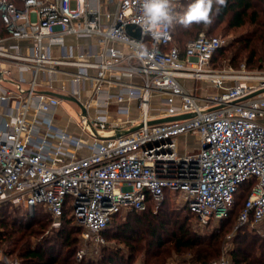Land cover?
Listing matches in <instances>:
<instances>
[{"label": "built area", "instance_id": "2783aa9c", "mask_svg": "<svg viewBox=\"0 0 264 264\" xmlns=\"http://www.w3.org/2000/svg\"><path fill=\"white\" fill-rule=\"evenodd\" d=\"M141 16V0H0V205L42 207L56 228L67 210L83 228L81 258L108 243L117 214L180 192L206 226L246 184L235 229L264 236V70L221 66L226 40L206 31L182 48L174 22L154 40ZM66 101L80 107L74 130L55 119ZM187 133L198 146L180 153ZM0 264L18 262L0 246ZM200 264L239 263L223 254Z\"/></svg>", "mask_w": 264, "mask_h": 264}, {"label": "trees", "instance_id": "16d2710c", "mask_svg": "<svg viewBox=\"0 0 264 264\" xmlns=\"http://www.w3.org/2000/svg\"><path fill=\"white\" fill-rule=\"evenodd\" d=\"M254 7V0H226V6L223 7L214 4L212 23L209 25L215 26L214 18L222 21L227 16H230L228 21L229 26H242L250 15V10ZM217 8H219V11H217ZM253 22H258V27L252 32L242 35V37L238 39L240 45L238 53L246 52V57L250 63L255 62L257 55L260 54L261 51L264 52V21L258 20V16L255 14ZM192 25L196 28H200L204 24ZM198 34L194 37H197ZM173 35L175 38L174 30ZM188 40L183 43L177 42L184 48ZM224 49L225 46L218 51L217 60L222 57ZM240 189V192L236 195V201L230 214L220 220L222 225L215 227L206 234L192 230L187 221L190 220L191 217H195L187 206H183V211H185L184 217L180 216V218L176 220L179 225L173 232V248L177 250H191L196 259L203 260L204 262L211 261L217 257L221 251L225 222H230L235 214L237 219L249 195L248 185L244 184ZM170 198L171 196L168 194L166 201H164L160 207L163 208L165 205L169 204ZM12 206L13 205L10 204L0 206V246L8 255H13L15 249L19 247L17 249V254L22 259L21 264H83V262H74L72 258V256L75 255L74 252H76L75 250L83 228L76 224L72 217H69L67 210L63 216L61 227L52 232L51 235H47L42 241L40 240L35 245H32L30 238H26V234L44 233L46 226L53 220L51 214L42 207H36L34 214H31L29 209L25 207L14 206L11 211L15 213L9 220V217L6 218L8 214L4 208L7 209ZM158 213L159 211L155 210V205L151 202L148 209L145 211H129L127 215L128 220L125 222L124 220L118 221L119 216H124L121 215L122 213L117 214L106 230L105 236L108 241L110 239L119 240L120 237L118 234L120 233L127 234L131 238H134L136 237L135 234L139 233V226H144L145 224L144 230L148 229L154 237H160L161 234L157 232L160 225L156 226L153 221L154 217L158 216ZM135 224L138 225L136 229L134 228ZM33 225H37L36 227L38 228L35 226L32 227ZM152 225H154L153 228L151 227ZM19 231L23 232L17 234ZM235 237L236 241H238V245L231 253L236 263L241 264L245 261L247 264H264L263 235L245 226L239 229ZM161 243L162 240L158 238L157 244L160 246ZM258 247L262 252L261 256L252 253V251ZM118 256V250L110 249L109 254L104 256L102 264H119V259L121 258ZM131 260L132 254L125 259L126 263L124 264H130Z\"/></svg>", "mask_w": 264, "mask_h": 264}, {"label": "rangeland", "instance_id": "374dc122", "mask_svg": "<svg viewBox=\"0 0 264 264\" xmlns=\"http://www.w3.org/2000/svg\"><path fill=\"white\" fill-rule=\"evenodd\" d=\"M192 2V0H180L178 5V13L182 16L183 12L186 10L187 6ZM255 7L250 10V15L246 19L244 25L239 27H231L228 24L230 16H227L224 20L219 21L214 18L215 26L211 25H203L200 28H196L193 25L190 27H184L181 23H179V19L174 22L173 30L175 34V40L178 42H184L190 38H193L201 31H206L211 35L220 36L221 38L226 40L225 49L223 51L222 57L218 60L221 66L224 65H232V66H241L242 64H247V66L251 69H263L264 70V52H260L257 55L255 62L250 63L246 57L247 53H238L239 43L238 39L247 33L252 32L255 28L258 27V22H253V18L255 14L258 16V20L264 21V0H254ZM75 4H73V7ZM255 13V14H254ZM69 41H76L75 38L71 37L68 39ZM6 84V83H5ZM201 88V83L199 84ZM201 91V90H200ZM155 103L158 102L157 98L154 100ZM58 112V121L63 123H67L70 129H76V120H78L80 107L70 101L63 102L59 107ZM197 135L193 133L182 134L178 137V150L180 153L192 152L197 148ZM169 204L165 205L163 208L159 206V208H155V210L159 211L158 216L154 217V222L158 227L157 232L161 234L160 237H154L151 234L150 230L145 229L144 226H139V233L135 234L136 237L131 238L127 234L120 233L119 240L110 239L108 243L104 246H101L97 249H90L86 254L79 258L78 250L84 246V242L81 238L78 241L75 255L72 256L74 262H80L83 264H102L104 256L109 254L111 250H118L119 256V264H124L125 259L132 254V260L130 264H200L204 262L203 260H198L194 256L191 250H177L173 248L174 242L172 241L173 232L176 227L179 225L176 222L177 219L184 217L183 211V195L180 192H172ZM1 206V205H0ZM14 206L8 207L4 210L7 211L9 220L12 218L15 212L11 211ZM31 214H34V210H30ZM181 212V213H180ZM124 217L119 216L118 221L128 220V212H123L121 214ZM192 230H196L199 233L206 234L213 230L215 227L221 226V221H212L210 224L206 226H201L198 224L195 218H190L187 221ZM237 224L236 214L233 215L230 222H225L224 224V232L222 236L221 242V251L220 254L215 257L218 258L223 254H227L232 257V250L237 247L238 241H236V233L239 231L235 229ZM36 227L37 225H33L32 227ZM154 225L151 227L153 228ZM61 227V226H60ZM52 226V221L49 222L48 226H46V230L44 233H34V234H26V238H30L31 244L35 245L38 241H42L47 235H51L52 232L59 229ZM138 225H134L136 229ZM38 228V227H36ZM161 229V230H160ZM23 231H19L17 234H21ZM160 238L162 240L161 245L157 244V240ZM126 239V240H125ZM14 246V245H13ZM17 247L13 253V255H9L12 260H17L18 264H21V258L17 254ZM66 250V249H65ZM260 252V253H259ZM253 254H258L261 256V251L259 247L252 251ZM214 258V259H215ZM122 261V263H121ZM241 264H247V262H242Z\"/></svg>", "mask_w": 264, "mask_h": 264}, {"label": "clouds", "instance_id": "9594fccd", "mask_svg": "<svg viewBox=\"0 0 264 264\" xmlns=\"http://www.w3.org/2000/svg\"><path fill=\"white\" fill-rule=\"evenodd\" d=\"M214 4L223 7L226 6V0H192L179 17V23L186 28L192 24H211ZM141 8L142 16L137 20V24L143 32H147L157 41L165 37L167 29L177 19L172 8V0H141ZM141 48L140 55H148L147 49L142 45Z\"/></svg>", "mask_w": 264, "mask_h": 264}, {"label": "water", "instance_id": "95a60500", "mask_svg": "<svg viewBox=\"0 0 264 264\" xmlns=\"http://www.w3.org/2000/svg\"><path fill=\"white\" fill-rule=\"evenodd\" d=\"M51 93H53V94H55V95H57V96H59V97H61L63 99L71 100V101H74V102H77L78 104H80V101L77 98L73 97V96L64 95V94H61V93H58V92H51ZM82 109L84 110V112L86 111L84 106H82ZM189 115L190 114L171 116V117H167V118H159V119L152 120L151 123L163 122V121L174 120V119H179V118H185V117H188ZM136 128H133V129L129 130V132L135 130Z\"/></svg>", "mask_w": 264, "mask_h": 264}, {"label": "crops", "instance_id": "0c3cea01", "mask_svg": "<svg viewBox=\"0 0 264 264\" xmlns=\"http://www.w3.org/2000/svg\"><path fill=\"white\" fill-rule=\"evenodd\" d=\"M70 42H76V43H81V44H86V43L92 44V43H94V40H92L91 38H79V39H76V41H70ZM115 107H116V104L113 103L112 104V110H115ZM59 111L60 110L58 109L57 112L55 113L56 122L59 123V124H61V125H64V126H68L67 123H63L61 121H58V112ZM72 130H74V129H72Z\"/></svg>", "mask_w": 264, "mask_h": 264}]
</instances>
